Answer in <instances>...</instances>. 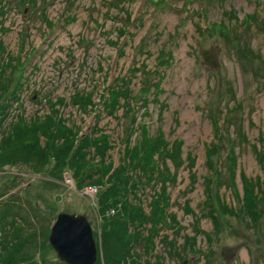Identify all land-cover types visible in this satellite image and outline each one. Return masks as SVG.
<instances>
[{
	"label": "rangeland",
	"instance_id": "obj_1",
	"mask_svg": "<svg viewBox=\"0 0 264 264\" xmlns=\"http://www.w3.org/2000/svg\"><path fill=\"white\" fill-rule=\"evenodd\" d=\"M0 5L1 133L15 118L30 122L55 112L59 127L75 131L73 147L82 137L97 136L107 144V162L116 163L126 141H137L136 125L143 119L151 137L161 135L166 148L179 151L177 161L165 157L171 171L165 181L168 210L175 220L170 216L155 227L153 246L145 250L152 264H264V31L255 27L264 21V0H1ZM215 22L227 25L232 38ZM212 142L218 146L209 154L205 146ZM87 145L89 156L96 153L97 145ZM212 165L220 170L221 184L213 185L218 197L208 214L204 177ZM239 171L251 184L252 202L263 209L256 221L238 211ZM74 177L68 165L58 169L52 158L39 171L29 163L1 164L0 202L13 200L8 208L22 219H12L23 222L16 225L18 240L8 228L5 238L0 235L1 261L68 264L48 240L59 212L84 215L100 243L108 230L101 188L79 186ZM153 184L139 193L147 214ZM150 218L135 232L148 235ZM93 264H105L103 256Z\"/></svg>",
	"mask_w": 264,
	"mask_h": 264
},
{
	"label": "trees",
	"instance_id": "obj_2",
	"mask_svg": "<svg viewBox=\"0 0 264 264\" xmlns=\"http://www.w3.org/2000/svg\"><path fill=\"white\" fill-rule=\"evenodd\" d=\"M3 14V7L0 5V17ZM244 20L249 21L247 16ZM262 22V26L257 22L255 27H262L264 31V21ZM215 23L220 27L222 26L221 31L225 37L232 38L227 25L224 23L221 24V22ZM210 27L211 24L209 22L204 23V28L209 29ZM250 59V61L253 60L252 58ZM1 73H3L2 65L0 66ZM258 73L259 71H256L255 75L259 76ZM257 83L259 84V81ZM54 114L55 112H49L33 116V120L30 122L23 121V118H15V120L8 123L7 128L3 130L4 132H0V166L7 162L29 163L31 167L39 171V169L44 168L50 158L54 160L58 169L68 165L74 172V178H76L79 186L97 184L101 188L99 206L101 214L106 220L105 224L108 230H103L100 243L95 241L97 248L96 261L103 256L105 264L154 263L155 261H150V256L145 254V250L147 251L153 246L151 245L150 237L153 234L156 235L157 230L155 227H157L158 223L159 225L166 223V221L168 223L170 216L175 220L173 218L175 215L174 212L168 210L171 202L170 197H168L169 194L165 190V181L170 178L171 171L165 157L169 154L172 161H177L176 158H178L177 153L179 151L175 146L166 148L161 135H157L156 138L151 137L147 125L141 119L139 124L136 125V129H138L137 141L131 144V141L127 140L119 152L123 158L116 163L112 159H109L107 162L104 155L105 149H108L104 141L105 139L100 138L98 141L97 136L93 138L82 137L73 147L72 141L76 137L75 131L72 133L67 127L63 126L65 130L59 127L61 125L57 124L59 120L54 117ZM223 122L224 120H221L219 128L223 127ZM67 129L70 132L66 133ZM70 133L71 135H69ZM218 135L219 138L223 137V134L220 135L219 132ZM41 137L43 138L42 143L40 142ZM89 142L97 145L95 147L96 153L91 155L92 157H97L96 161L91 159L89 153L84 149V147H88L87 144ZM217 146V142H212L211 145L207 144L205 148L209 151V154H213ZM257 148L259 150V146ZM91 151L93 152L94 149ZM172 165H174L173 162ZM211 168L213 172H211L210 176L204 177V183L207 185L205 195L208 214H212L214 199L218 197L217 192L215 193L213 191V185L217 183L221 184L216 174L220 170L214 168V165ZM85 171L87 175H83ZM238 176L242 180L241 191L237 193V199L242 203V207L238 211L246 213L248 218L256 221L260 218L263 209L260 206L257 207L256 201L252 202L254 192L250 188L251 184H245L240 171ZM85 180H88V182ZM152 181L157 189L154 188L151 193L152 205L149 209L151 213L147 214L143 212L138 199L140 191H143L144 187ZM4 203L5 205L0 202V235L2 238H5L7 234L5 228H8L9 234L14 236L16 241L19 238L17 230H15L16 225H22L21 223L23 222L15 223L16 221L14 219L18 216L21 218V215L10 212L11 209L8 207L12 206L13 200H6ZM22 217L25 218V216ZM147 217H151L148 222L151 223L152 227L149 226L150 231H148V235L142 236V234L135 232V230L143 222H147V220H144ZM31 219L33 218L31 217ZM30 223H32L31 220ZM35 240L34 238L33 243ZM139 244L141 245L138 246ZM14 262L11 260H0V264H15ZM31 264H37V262ZM155 264L161 263L156 262Z\"/></svg>",
	"mask_w": 264,
	"mask_h": 264
},
{
	"label": "water",
	"instance_id": "obj_3",
	"mask_svg": "<svg viewBox=\"0 0 264 264\" xmlns=\"http://www.w3.org/2000/svg\"><path fill=\"white\" fill-rule=\"evenodd\" d=\"M48 240L60 260L68 264H93L97 248L90 223L82 214L59 212Z\"/></svg>",
	"mask_w": 264,
	"mask_h": 264
},
{
	"label": "bare ground",
	"instance_id": "obj_4",
	"mask_svg": "<svg viewBox=\"0 0 264 264\" xmlns=\"http://www.w3.org/2000/svg\"><path fill=\"white\" fill-rule=\"evenodd\" d=\"M19 217V216H18ZM4 249V248H3ZM1 251V250H0ZM64 262V261H63ZM96 263V262H95Z\"/></svg>",
	"mask_w": 264,
	"mask_h": 264
}]
</instances>
